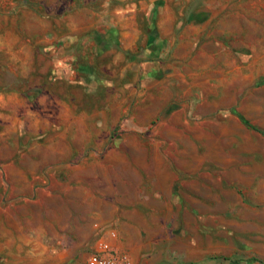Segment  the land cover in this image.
<instances>
[{
	"label": "crops",
	"instance_id": "1",
	"mask_svg": "<svg viewBox=\"0 0 264 264\" xmlns=\"http://www.w3.org/2000/svg\"><path fill=\"white\" fill-rule=\"evenodd\" d=\"M57 2L0 13V264H264V0Z\"/></svg>",
	"mask_w": 264,
	"mask_h": 264
},
{
	"label": "rangeland",
	"instance_id": "2",
	"mask_svg": "<svg viewBox=\"0 0 264 264\" xmlns=\"http://www.w3.org/2000/svg\"><path fill=\"white\" fill-rule=\"evenodd\" d=\"M20 2L26 5V3L30 2V0H0V13H7L11 11L13 7H15ZM73 2L74 0H58L54 9L52 7H42L41 12L43 15H48L53 11L55 12L56 9L63 11L69 8Z\"/></svg>",
	"mask_w": 264,
	"mask_h": 264
},
{
	"label": "built area",
	"instance_id": "3",
	"mask_svg": "<svg viewBox=\"0 0 264 264\" xmlns=\"http://www.w3.org/2000/svg\"><path fill=\"white\" fill-rule=\"evenodd\" d=\"M101 249L103 251H108L109 246L103 243L101 244ZM87 264H130V262L127 256L112 253L110 256L107 257L94 255L88 260Z\"/></svg>",
	"mask_w": 264,
	"mask_h": 264
}]
</instances>
